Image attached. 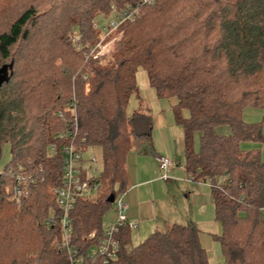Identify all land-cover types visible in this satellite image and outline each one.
I'll use <instances>...</instances> for the list:
<instances>
[{
  "label": "trees",
  "instance_id": "1",
  "mask_svg": "<svg viewBox=\"0 0 264 264\" xmlns=\"http://www.w3.org/2000/svg\"><path fill=\"white\" fill-rule=\"evenodd\" d=\"M135 1L0 0V159L8 143L6 166L22 165L39 178L17 205L7 196L11 180L0 176V264H69L54 193L61 155L50 147L60 153L68 142L58 135L75 127L76 142L100 148L103 165L99 193L71 213L73 243L86 251L90 233H103L110 199L130 188L127 158L142 151L153 128L149 112L127 115L140 68L159 98L176 100L184 168L210 186L223 264H264V162L241 148L264 142V115L244 121L245 109L264 111V0H154L121 26L107 62L66 42L77 28L87 43L100 14ZM220 127L230 134H217ZM119 238L112 264H210L195 223L170 225L137 246L128 228Z\"/></svg>",
  "mask_w": 264,
  "mask_h": 264
},
{
  "label": "built area",
  "instance_id": "2",
  "mask_svg": "<svg viewBox=\"0 0 264 264\" xmlns=\"http://www.w3.org/2000/svg\"><path fill=\"white\" fill-rule=\"evenodd\" d=\"M154 0H138L134 6L126 5L119 7L113 5L110 15L105 22L95 25L98 44L89 48L90 55L87 59L102 60L104 56L111 54L109 48L111 37L117 32L122 25L134 21L138 16L139 7L145 4H151ZM71 41L81 50L83 48L81 37L75 36ZM87 49V47H86ZM111 57V55H110ZM111 59V58H110ZM71 113L76 117L75 107L69 108ZM63 114L60 112L59 117ZM77 128L66 130L58 135V139L65 140L68 143L60 146V153L57 145L50 147L53 156L61 155L62 173L61 186L54 193L56 197L57 208L61 214V249L66 252L69 258V264H87L89 261L101 260L103 264L114 263L120 254V232L122 229H136L137 225L128 221V205L125 202L126 192L119 194L113 202V211L115 212V222L111 226L103 229V233L98 235L96 232L90 233L88 239L92 245L86 251L80 250L73 243V231L71 213L75 209L79 200L92 199L100 191L101 183L99 176L101 170L85 168L86 164L94 163L95 158L85 160L83 154L87 146L83 140L81 143L76 142ZM156 161L163 172L162 180L170 181V170L174 167V161L170 157L158 156ZM5 175L11 181L7 187L8 199L17 205L29 195L30 187L38 183L39 178L33 173L28 172L22 165L4 166L0 169V176ZM187 182H195V178L188 176ZM52 220L48 221L50 224Z\"/></svg>",
  "mask_w": 264,
  "mask_h": 264
},
{
  "label": "crops",
  "instance_id": "3",
  "mask_svg": "<svg viewBox=\"0 0 264 264\" xmlns=\"http://www.w3.org/2000/svg\"><path fill=\"white\" fill-rule=\"evenodd\" d=\"M136 83L138 86V93L130 98L127 108V115L132 116L133 113L140 110L149 112L152 116L153 128L151 131L150 140L146 145L147 148L141 152H137V153L134 152L135 154H138L139 157H131L132 154H134L131 153L127 158L128 178H129V182L132 183L130 184V188L126 193L125 202L128 205V221L130 223L136 224L137 225L136 229H139L140 226H143L144 223H149L150 225H152L151 228L145 234V236L141 238V240L143 239L141 242H143L150 234H152L155 231H159L157 230V224H154L157 221V213H158L157 206L153 201L143 200V195H145V192L149 190V188L150 189L153 188L154 191V185L155 184L162 185L161 182L163 183L165 182L167 186H172L170 182L185 183V184H191V183L186 181L189 175L185 171V168L183 172L184 174L187 175V177L184 178L181 173V170L178 169L180 164L175 162L180 153L184 155L183 128L176 123L172 110L174 104L176 103V100L172 98L170 99L159 98L157 96L156 91L153 88H151L146 72L141 68L137 72ZM247 110L248 108L244 110V120ZM263 115H264V111H263ZM183 116L184 118H188L189 116L188 112L185 111L183 113ZM216 133L219 135L227 136L230 134V130L227 127H220L216 129ZM263 134H264V130H263ZM198 138L200 139L199 133H198ZM199 139L196 145L194 141V149L196 152L199 151ZM95 148L101 151L100 148L97 147ZM161 155L170 157L172 160L174 159L173 160L174 167L169 172L171 176L170 181H164L161 178L163 172L156 161V157ZM149 157L150 158L153 157L152 158L153 159L152 163H154L153 168L151 167L149 168L148 164H150V162L144 160V158H149ZM194 183L197 184V183H205V182L195 181ZM193 190L194 187H191V189L189 188L188 196L190 194H193ZM209 193H210L209 197L201 196L202 198L198 197L199 194H194V195H196V202L198 204L202 205L204 202L211 203L214 211V203L211 195L210 186H209ZM263 212L264 210L261 212L262 217H263ZM214 216H215V211H214ZM114 222H115V216H113L112 220L109 221L108 224L104 225V228L111 226L112 224H114ZM190 223H195L198 230L200 231V242L202 247L207 252L210 261L211 254H210V249L207 246L206 236L207 235L209 236L211 235L213 237L216 236L218 233H220V226H216L215 230L211 231L207 227V224L194 222L191 219L187 224ZM173 224L176 223H165V228Z\"/></svg>",
  "mask_w": 264,
  "mask_h": 264
},
{
  "label": "rangeland",
  "instance_id": "4",
  "mask_svg": "<svg viewBox=\"0 0 264 264\" xmlns=\"http://www.w3.org/2000/svg\"><path fill=\"white\" fill-rule=\"evenodd\" d=\"M133 3L136 4V1ZM119 7H121V5H119ZM139 13H140V10L138 11V14ZM109 15H110V12L100 14L98 16V18L96 19L93 25L94 33L90 37V39L87 41V43L83 44V41L81 39V42L83 46L85 47L84 54L86 58H87V55H90V52H91L89 48L95 47L98 44V38L96 35L97 31H96L95 25L105 22V20L108 19ZM73 29H74L73 31L68 33L66 42L76 47V45L71 41V39L75 36L81 37V35L77 28H73ZM121 35H122V32L119 29L117 32L114 33L113 37H111V40L108 42L110 43L109 48L111 49V54H110L111 57L114 54L115 45L117 41L120 39ZM19 49H21V47H19L18 49L16 48L14 51L17 52ZM23 49H27V48H23ZM110 55L102 57L103 58L102 60L106 62L109 61L111 58ZM262 120H263V110H261L260 108H252V107L248 108L247 113L245 115V120H244L246 123H257V122H261ZM198 139H199L198 133H196L194 135L195 145L198 143ZM146 148L147 146L145 145L142 151H144ZM241 148L246 151L259 152L261 155V159L264 162V142H258V143L257 142H245L241 145ZM135 153L132 154L131 157H139L138 154H135ZM83 158L85 160H91L95 158L96 160L94 163L86 164L85 168H91L93 170L102 169V165H103L102 164V153L99 149H96L95 147L87 146L86 151L83 154ZM152 158L150 157L144 158L145 161L150 162V164H148L149 168L154 167V163H152L153 161ZM10 161H11L10 145L6 143L2 146L0 169H2L4 166L10 163ZM175 162L180 164L178 169L181 170L183 177L184 178L187 177V175L184 174L183 172L184 163H185L184 155L180 153ZM131 183L129 182V187ZM161 183L162 185L161 184L154 185V191H153V188L151 189L149 188V190L145 192V195H143V200L153 201L155 205L157 206V211H158L157 221L154 223V224H157V230L159 231L165 230V223H176V224L184 225V224H187L190 221V219L193 220L194 222L207 224V227L211 231L215 230L216 226H219V224L215 221V218H214V211H213L212 204L208 202H204L202 205L198 204L196 202V195H194V194H199L198 196L199 198L201 196L209 197L210 193H209L208 184L206 183L196 184L194 182H190L191 184L170 182L172 186H167L165 182L164 183L161 182ZM191 187H194L193 194H190L188 196V190L189 188L191 189ZM113 216H115V212L113 211V208H110L104 213L103 224L104 225L108 224L109 221L112 220ZM263 218H264V212H263ZM151 226L152 225H150L149 223H144L143 226H140L139 229L133 230L131 232L132 246H137L140 244V242L143 240V239L141 240V238L145 236V234L151 228ZM219 234L220 233H218L217 235ZM206 238H207V246L209 247L210 254H211V258L209 261L210 264H223L224 262L222 258L220 244L217 241H215L214 237L211 235L210 236L207 235Z\"/></svg>",
  "mask_w": 264,
  "mask_h": 264
},
{
  "label": "water",
  "instance_id": "5",
  "mask_svg": "<svg viewBox=\"0 0 264 264\" xmlns=\"http://www.w3.org/2000/svg\"><path fill=\"white\" fill-rule=\"evenodd\" d=\"M110 201H111V203H113L114 202V199L112 198V199H110Z\"/></svg>",
  "mask_w": 264,
  "mask_h": 264
}]
</instances>
